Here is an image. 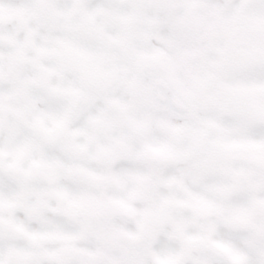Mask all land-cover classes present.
I'll return each mask as SVG.
<instances>
[{"label": "snow or ice", "instance_id": "1", "mask_svg": "<svg viewBox=\"0 0 264 264\" xmlns=\"http://www.w3.org/2000/svg\"><path fill=\"white\" fill-rule=\"evenodd\" d=\"M0 264H264V0H0Z\"/></svg>", "mask_w": 264, "mask_h": 264}]
</instances>
